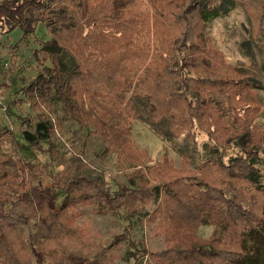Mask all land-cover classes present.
<instances>
[{"label":"trees","instance_id":"obj_1","mask_svg":"<svg viewBox=\"0 0 264 264\" xmlns=\"http://www.w3.org/2000/svg\"><path fill=\"white\" fill-rule=\"evenodd\" d=\"M226 1L75 2L80 12H67L66 17L58 12V30L49 29L51 39L42 46L49 55L69 52L72 67L51 58L22 90L26 98L34 99L35 93L48 105L60 106L133 166H142V156L130 148L137 101L148 106L154 124L166 116L174 123L172 131L188 127L194 135L206 136L208 159L195 168L186 164L179 171L190 175L174 171L148 191L155 203L160 200L153 212L160 223L157 229L169 226L166 249L148 256L153 264H264V251L254 242L264 241V138L255 122L260 109L256 85L210 66L214 53L197 40L201 23L219 15ZM48 9V0H0L2 33L19 28L32 34L43 23L36 14ZM165 33L174 35L167 39L171 47L161 46ZM18 121L26 126L20 132L24 142L32 149L46 143L43 150L51 156V120L39 118L31 124L18 116ZM10 137L16 148L15 135ZM34 171L26 162L5 186L1 181L9 175L0 177V264H101L104 253L58 252L43 245L77 239L73 225L79 200L73 197L80 192L96 196L115 212L137 189L112 191L103 179L77 172L68 180L48 182ZM202 226L212 227L207 237L199 235ZM124 231L114 241L126 242L133 257L143 248L132 240L130 228ZM20 253L26 254L24 261Z\"/></svg>","mask_w":264,"mask_h":264},{"label":"rangeland","instance_id":"obj_2","mask_svg":"<svg viewBox=\"0 0 264 264\" xmlns=\"http://www.w3.org/2000/svg\"><path fill=\"white\" fill-rule=\"evenodd\" d=\"M70 1L48 0L49 9L42 15L37 13L36 18L49 24V28L40 23L32 34L25 35L19 28L2 33L5 27L0 25V177L9 175L1 182L5 186L11 174L18 176L19 166L28 162L33 165L34 172L41 173L48 182L68 180L77 172L91 179H103L112 191L124 186L137 189V193L127 197L126 203L115 212L102 206L100 199L90 197L87 192L75 195L74 200L79 201L76 203L78 217L73 225V236L77 239L49 240L43 246L58 252L66 248V252L104 253L106 256L99 259L101 264H153L148 256L166 249L169 226L163 225L164 231L161 230L163 227L157 229L160 223L155 218L157 213L153 212L160 200L155 203L154 194L152 196L148 191L154 185L160 187L174 171L187 169L186 164L195 168L199 162L208 159L210 155L203 145L206 136L202 132L194 135L188 127L172 131L174 123L166 116L154 124L148 106L144 101H137L133 108L137 119L131 124L130 148L142 156V166H133L109 148L103 137L88 133L60 106L48 105L35 93L34 99L24 97L22 90L29 86L42 66L50 65L51 58L59 60L68 69L72 67L69 52L49 55L42 49L43 43L51 39L49 29L58 30L59 26L54 23L58 12L63 11L64 14L60 15L64 17L70 11L80 12L76 3L82 0H73L72 6ZM224 4L219 15L201 23L196 32L197 40L214 53L209 60L210 66L234 73V78H248L256 85L255 97L260 109L255 122L264 138V0H229ZM171 36L174 35L165 33L162 47H171L167 41ZM119 109L123 112L122 104ZM18 116L31 124L39 118L51 120L50 140L54 145L51 156L43 150L47 148L46 143L41 149H32L24 142L20 132L26 126H20ZM8 132L15 135L16 148L10 142ZM164 156L166 161L158 164ZM27 174L32 175L31 172ZM190 174L183 172L182 176ZM161 192L158 188V197ZM125 228L131 229L132 240L145 250V255L142 250L130 257L127 243L114 241L125 232ZM175 229L180 230L178 226ZM211 230L210 226H202L199 235L207 237ZM27 235L26 227L24 238ZM254 242L264 251V241L254 239ZM20 258L24 261L26 254L20 253Z\"/></svg>","mask_w":264,"mask_h":264}]
</instances>
